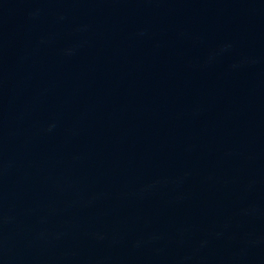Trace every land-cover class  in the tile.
Listing matches in <instances>:
<instances>
[{
  "label": "water",
  "instance_id": "95a60500",
  "mask_svg": "<svg viewBox=\"0 0 264 264\" xmlns=\"http://www.w3.org/2000/svg\"><path fill=\"white\" fill-rule=\"evenodd\" d=\"M0 264H264V0H0Z\"/></svg>",
  "mask_w": 264,
  "mask_h": 264
}]
</instances>
